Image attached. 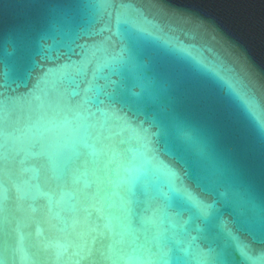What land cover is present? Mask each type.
Segmentation results:
<instances>
[{"label": "water", "instance_id": "obj_1", "mask_svg": "<svg viewBox=\"0 0 264 264\" xmlns=\"http://www.w3.org/2000/svg\"><path fill=\"white\" fill-rule=\"evenodd\" d=\"M0 264H264V0H0Z\"/></svg>", "mask_w": 264, "mask_h": 264}]
</instances>
